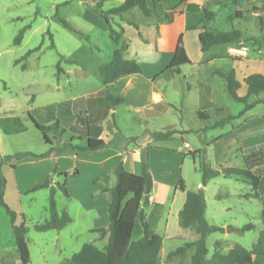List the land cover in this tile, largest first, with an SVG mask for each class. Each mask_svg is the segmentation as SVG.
<instances>
[{"label":"rangeland","instance_id":"obj_1","mask_svg":"<svg viewBox=\"0 0 264 264\" xmlns=\"http://www.w3.org/2000/svg\"><path fill=\"white\" fill-rule=\"evenodd\" d=\"M122 1L0 0V181H4L3 199L17 215L16 223L23 221L27 228L26 242L30 255L28 264H60L80 251L84 244L103 248L107 243V237L98 239V234L88 231L95 222L96 215L92 211L81 210L78 198L81 192H78L79 180L73 177L75 164L71 156L81 150L69 147L61 149L69 144L85 145V139L79 140L70 131L57 134L51 131L47 133L51 142L50 150L30 117L39 122H47L53 119L54 110L51 107L56 104L69 102L72 107L75 105L77 111L86 112L89 100L97 96L105 98L104 91L107 89L101 88L107 87L100 80L98 67L109 61L115 46L102 18L91 6L100 2L101 9L108 11L119 6ZM186 1L163 3L162 6L165 11L178 14L184 11ZM200 6L215 14L212 21L201 24L206 30H236L243 39H247L243 44L247 48L243 59L234 62L227 58V46H214L208 52H201L197 32L187 30L186 50L190 62L194 64L181 66L180 75L171 76L165 71V66L169 62L172 38L179 33L182 22L180 16L172 24L164 23L159 28L158 38H150L148 43H136L140 38L134 34L135 30L131 25L127 36L133 37L136 44L132 45L133 55L129 58L139 63L143 72L138 76H147L152 69L149 63H155L156 105L151 107L154 111L145 108L138 112L135 107L130 108L122 103L109 107L105 117L103 114L95 115L96 112L94 114L90 109L89 117L86 115L88 129L91 128L88 133L99 128L107 133L109 140L101 149L112 148L114 151L120 150L122 155H128L127 168L133 169L138 163L139 157L134 154L136 148L139 153L146 152L155 203L167 191L169 200L162 207L156 206L155 223L154 219L151 220V224H155V232L163 238L159 251V262L162 264H189L190 252L182 258L171 260L166 255L196 239L193 231L179 225L175 213L179 202L175 201L173 208L169 210L174 192L176 195L182 194L178 189L179 179H182L186 191L202 190L209 223L212 222L211 216L215 222L230 220L223 228V233L216 232L206 237V259H210L215 251L226 253L233 246L250 249L261 230V203L256 199L245 198V195L252 193L251 183L240 177L220 173L202 187L199 168L203 162L209 163L213 169L225 165L244 167L242 149L236 146L248 138L251 132H264V122L254 121L249 118L250 110L244 111L245 106L251 105L255 97H250L246 105L232 100L222 79L214 74L215 70H220L234 71L238 78L244 74L248 76L256 73L264 76V3L262 0H202ZM236 11H239L240 17L236 16ZM127 18L145 29L146 18L137 9L130 12ZM116 19L113 17L110 20L113 26V20L116 22ZM60 20L68 22L74 30L64 27ZM22 29L25 32L21 43L14 45V39ZM29 52L31 53L27 55ZM62 58H73L78 63L69 64L62 61ZM59 63L65 74L58 73ZM199 64L202 66H198ZM82 68L84 74L81 72ZM111 90L108 92L117 96V91ZM239 95H243L242 89L239 90ZM258 98L263 99L264 95H259ZM263 108L264 106H257L255 111ZM200 110L209 115L208 121L197 117ZM216 110L223 112L218 113ZM228 115L238 118L227 122L223 127L203 131L209 124ZM240 123L244 124L240 129H235ZM167 130L175 131L172 139L162 142L153 140V133ZM48 152L42 159L15 157L25 153L42 155ZM81 169L83 174L80 179L85 181L90 169ZM65 173L69 176L65 177ZM46 181L51 187H55L54 199L58 212H66L71 219V223L60 231L38 232L34 229L35 225L44 223L49 217V188L33 189ZM111 182L112 175L97 181L98 184ZM57 184H65L68 198L56 187ZM222 207H229V212L222 211ZM144 210L149 212L148 207H144ZM166 219L168 228L165 227ZM106 221L107 227L102 229L108 228V218ZM96 222L99 223L98 220ZM100 223L103 224L102 221ZM248 223L253 224L254 228L241 232L240 229ZM167 229L175 237L167 238ZM224 233L227 235L224 236ZM136 237L137 231H134L132 239ZM217 242L219 246H216ZM0 264H22L17 254L9 216L2 207Z\"/></svg>","mask_w":264,"mask_h":264},{"label":"trees","instance_id":"obj_2","mask_svg":"<svg viewBox=\"0 0 264 264\" xmlns=\"http://www.w3.org/2000/svg\"><path fill=\"white\" fill-rule=\"evenodd\" d=\"M174 3L184 0H124L119 6L103 11L100 2H96L91 6L92 10L102 18L109 37L116 47L109 61L102 64L98 68L100 80L103 85L108 86L115 81L131 75L141 74V67L134 60H126L123 53L126 51V44L122 40L123 29L117 25L116 29L111 19L113 17H122L130 10L137 8L139 12L146 18H154L158 23L170 24L174 18L173 11H165L163 3ZM186 1V0H185ZM201 0L186 1L185 11L187 18L188 30H199L198 42L201 52H208L214 46H236L244 44L247 39H243L240 32L231 30L229 32H211L206 30L201 24L210 22L214 19L215 14L205 7H201L198 2ZM264 3V0H262ZM257 10V9H255ZM264 12V8H263ZM239 16L238 13H236ZM62 25L70 30H74L70 24L64 20H60ZM133 25L132 23H128ZM200 27V28H199ZM27 29V28H26ZM25 29H22L14 39V45H19L23 38ZM31 52L27 53L29 55ZM26 55V56H27ZM25 58V57H24ZM69 64H76L78 61L73 58H62ZM191 62L186 54L181 37H178L172 51V58L167 65L165 71L171 75L179 74V68L184 65H190ZM58 73L62 72L60 63L57 65ZM225 86V90L230 98L236 102L246 105L250 97H258L264 95V76L261 74H251L242 80L245 86V95L240 97L238 90L241 83L235 78L234 71L222 72L215 71ZM108 106L113 108L122 104L123 98L117 92L114 96L110 92H104ZM264 103V100L256 99L251 105H246L244 111H248L253 106ZM53 109V119L47 122H39L30 117L35 128L42 134V139L46 145L51 148V142L47 137V133H63L70 131L77 135L79 140L85 139L84 146H62L69 147L72 150L94 151L105 147L103 140L93 138L88 133V120L86 112L77 111L75 105L69 102H63L51 107ZM223 112L222 110H217ZM84 113V114H83ZM241 115V114H240ZM200 120H207L206 112H197ZM228 115L225 118L216 121L212 127L217 128L225 125L227 122L237 119ZM49 123V124H46ZM175 131L167 130L166 132L153 133L152 138L155 141H167L172 139ZM49 154L34 155L25 153L16 155L20 159L25 156L33 158H45ZM244 168H225L217 170L211 168L209 163L203 162L199 168L201 173V185L205 187L207 183L223 172L226 176H235L243 178L252 185L253 193L245 196L259 200L261 203V212L259 215L261 222V230L259 232L256 243L250 248L245 249L241 246H233L226 253L215 251L210 259H206V237L212 233H223V228L209 225L205 220V200L202 190L197 192H189L185 190L182 179L178 181V189L185 192V201L182 208L178 212V222L181 228L191 230L197 236L193 242L184 243L174 251L166 255L168 260L174 258H182L187 251L192 249L189 264H264V195L259 196L257 188L260 184L262 172L264 169V148L252 151L243 156ZM113 174L115 182L113 186L106 189L110 196V204L108 207L109 226L107 229H96L92 232L99 234V239L107 236V243L103 248H97L93 244H84L80 251L73 254L69 259L63 260L60 264H160L159 251L162 245V237L151 232L149 225L145 221L143 214V206L148 204L147 196L152 189V177L149 171L148 157L146 152H141L139 157V173L133 174L127 172L123 168L122 158L118 157L113 166ZM65 177L68 175L65 173ZM56 187L65 197H69L65 184ZM49 188L48 202V220L42 224H37L34 229L38 232L60 231L69 223L71 219L66 212L59 213L54 199L55 187H51L49 182H44L35 186L34 190ZM4 181H0V207L4 208L10 219V226L13 233L17 254L22 264L29 263V249L26 242L27 228L22 221L16 223L17 215L5 203L4 199ZM254 228V225L248 223L244 225L240 231L247 232ZM137 231V237L133 240L132 234ZM219 246V242L216 243Z\"/></svg>","mask_w":264,"mask_h":264},{"label":"crops","instance_id":"obj_3","mask_svg":"<svg viewBox=\"0 0 264 264\" xmlns=\"http://www.w3.org/2000/svg\"><path fill=\"white\" fill-rule=\"evenodd\" d=\"M201 1L198 2L199 5H200ZM247 1H252V0H247ZM135 9H137V8H135ZM135 9L128 11L122 17H116L117 18L116 22L113 20L114 26L116 27V29H118L117 25H119L123 29L122 40L127 46L126 51L123 53V58L126 60H134V61H135V59L129 58V56L132 57V55H133V54H131V51L133 48L132 45L136 44L137 42H141V41L148 43L150 38L155 40V36L157 38L159 36V28L164 26V23H158L154 18H146V17H145L146 23L144 25V27L146 26L145 29H143V26H139V25L137 26L135 23L131 22L127 18L128 14L130 12H133ZM236 13H238L239 14L238 17H240L239 11H236ZM178 16H180L182 22L180 23L179 33L175 34L172 38V49L170 52L169 62L172 58V51H173L174 45H175L178 37H181L184 49H185L186 54H187L185 35H186V32L188 29H187V18H186L185 9L183 12H180V13L174 15V18H173V21L171 22V24L174 21H176ZM128 23H132L135 25V26L132 25L134 27V30H135L134 34H136L138 36V38H140V40L136 41V43H135V40L133 39V37L127 36V30L131 26ZM105 28H106V26H105ZM192 31H195V30H192ZM196 32H197V38H198V31L196 30ZM237 45L238 46H227V51H226L227 52V58H230L234 62H239V60L244 58L243 56L235 57V56H232L230 54V51H229L230 48H239L241 46H244L241 43H239ZM115 49H116V47H115ZM187 56H188V54H187ZM169 62L166 64L165 69H166L167 65L169 64ZM137 64L139 65V63H137ZM191 64L193 65L194 63H191ZM149 65H151L152 69L149 71L147 76H145V77H140L142 75H140V76H138V75L126 76V77H123V78L115 81L111 85L106 86L107 88L104 87L105 89L101 88V90L107 89V91H110L112 89L111 91H117L119 93V95L123 98V101H124L123 103L128 105V107H130V108L135 107V110L138 112L141 110H144L145 108H148L149 111L153 112L154 108H151V107H155V105H156L155 104L156 103L155 102V93H154V88H155V84H154L155 70H154V67H155V63H149ZM198 66H202V65L199 64ZM80 67H82V65ZM83 69L84 68L81 69L82 74L85 73L83 71ZM215 71H218V70H215ZM215 71H214V74H215ZM60 74H65V72L62 70V72ZM234 74H235V72H234ZM256 74H259V73H256ZM177 75H180V68H179V74H177ZM82 76H84V75H82ZM245 77H247V76L244 74L241 76V78H238L235 74L236 80L241 83L240 89L243 90L242 96L239 95L240 89L238 90V95L240 97H243L245 95V91H246L245 86L242 84V80ZM141 78H143V80H141ZM109 88H110V90H109ZM104 92H106V91H104ZM80 98L81 97H79V99ZM256 99H260V98L255 97V100ZM75 100H78V98H76ZM261 100H264V98ZM89 101L86 103L87 104L86 105L87 111L85 110L87 112L86 115L88 117H89L88 113L90 110L94 111V114L96 112L95 115L103 114L104 115L103 117L106 116V114L109 111L108 110L109 106L107 104L106 99L103 96H97L96 98H93L92 100H89ZM257 106L263 107L264 103L257 104L255 106H253L252 108H250L249 109L250 111L248 110L249 111L248 113H251L249 118H253L254 121H256V122H264V111H263L264 108L261 109L260 111H255ZM198 112H205V111L200 110ZM216 112H218V111L216 110ZM218 113H222V112H218ZM208 120H209V115H208V119L203 120V121H208ZM245 120L247 121V119H245ZM246 121L244 123H246ZM244 123H240V125L236 126L235 129H240L242 124H244ZM212 125L213 124H209L208 126H206L203 129V131L214 129L212 127ZM254 125H255V122H254ZM223 126H221V127H223ZM89 129H91V128L89 127ZM233 131H232V133H233ZM89 136L93 137V138L101 139L104 142H108V140H109L107 133H105L101 128H99L95 132H92L90 130ZM218 139H219V137L217 138V140ZM157 142H162V141H157ZM81 146H84V145H81ZM236 147H240L242 149L241 150L242 151L241 159H242V162L244 163L243 156L245 154H248L252 151L264 148V132L263 133H258L257 131L251 132L250 136L248 138L244 139V141H240L238 146H236ZM111 149H108V150L98 149V150H94V151H79V152L73 153L71 155L73 158L74 164H75V166L73 168V172H74L73 177L76 178V180L77 179L79 180L78 192L79 191L82 192V193L79 192V194H78V198L80 199V204H81V210L87 211V212L92 211L97 217L95 219V222H93L92 226L88 229L89 232H92L93 230H96V229H102V227H107V224H106L107 221L106 220L108 218L107 212H108V207L110 204V196L106 192V189L113 186V184L115 182V178H114V174H113V166H114L116 159L121 156L123 168L127 172H130L133 174L139 173V158H138V163L135 166L136 168L135 167L133 169L127 168L126 163H127L128 155H122L120 150L114 151ZM138 151H139L138 148H136L134 150V154L137 155L138 157H140L141 152L139 153ZM81 167H87L90 169L88 179H86L85 181H81V179H80L81 175L83 174V170L81 169ZM225 168H233V167L225 165L224 167L219 166V168H214V169L222 170ZM242 168H244V167H242ZM135 169H137V170H135ZM149 171H150V166H149ZM263 171H264V169H263ZM49 172H50V170H48L47 173H49ZM220 173H223V172H220ZM107 175H112L111 184L110 183H102V184L97 183V181L100 178L103 180L106 179ZM223 175H225V174L223 173ZM151 177H152V175H151ZM83 188H85V191L83 190ZM181 193L182 194L176 195V193L174 192V194L172 196V200L170 202L171 206H170L169 210L173 208V204L175 203V201L179 202V205L175 209V213L177 216H178V212L182 208L183 203L185 201V192H181ZM252 193H253V191H252ZM252 193H250V194H252ZM257 193L259 196L264 195V172L262 174L260 184L257 188ZM250 194H248V195H250ZM248 195H245V196H248ZM168 198L169 197L167 196V191H165L163 193V195L160 198H158V202L155 203V196H153V185H152L151 192L147 196L148 204L146 206H144V207L149 208V212L147 213L144 210V207L142 209H143L145 221L149 225L151 232L154 234H157V233L155 232V224L154 225L151 224V220L154 219V223H155L156 206L162 207V205L165 202H167V200H169ZM247 199H254V198L248 197ZM83 200H84V202H83ZM229 210H230L229 207H222V211H224V212H229ZM206 211H207V207L205 205V220L209 225L224 228L225 225H228L230 223V220H224V222H215V220L212 216H211L212 222L209 223ZM96 220H98L99 223H97ZM166 220L167 221L165 222V227L168 228V226H169L168 219H166ZM101 221L103 222V224L100 223ZM92 233L98 234L95 232H92ZM165 235L167 238L175 237L174 234L169 233L168 229H167V233ZM226 235H227V233H224V236H226ZM106 237L107 236H105L104 238H106ZM98 239H99V234H98ZM196 239H197V236H196ZM162 242H163V238H162ZM191 242H193V241H191ZM188 252H190V254H189V258H190L191 254L193 253V250L192 249L188 250L187 254H188ZM159 261H160V257H159ZM160 264H162V262H160Z\"/></svg>","mask_w":264,"mask_h":264},{"label":"built area","instance_id":"obj_4","mask_svg":"<svg viewBox=\"0 0 264 264\" xmlns=\"http://www.w3.org/2000/svg\"><path fill=\"white\" fill-rule=\"evenodd\" d=\"M229 51H230V54L235 57L245 56L247 53V48L245 46H241L239 48H230ZM185 147L188 148V145L185 144Z\"/></svg>","mask_w":264,"mask_h":264}]
</instances>
